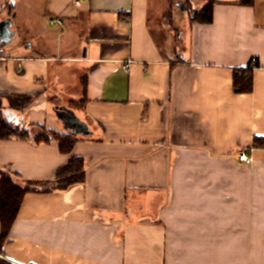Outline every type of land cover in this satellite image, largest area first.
Here are the masks:
<instances>
[{"label":"crops","instance_id":"crops-1","mask_svg":"<svg viewBox=\"0 0 264 264\" xmlns=\"http://www.w3.org/2000/svg\"><path fill=\"white\" fill-rule=\"evenodd\" d=\"M37 1L60 45L40 28L46 54L15 45L12 23L1 110L32 132H65L49 101L65 63L76 86L87 80L75 112L92 134L73 150L85 182L28 193L0 264H264V0H215L210 24L176 16L209 0ZM249 65L253 92L237 93L234 71ZM19 94L35 97L25 111L9 106ZM68 158L57 142L0 140V174L20 180H54Z\"/></svg>","mask_w":264,"mask_h":264},{"label":"trees","instance_id":"trees-1","mask_svg":"<svg viewBox=\"0 0 264 264\" xmlns=\"http://www.w3.org/2000/svg\"><path fill=\"white\" fill-rule=\"evenodd\" d=\"M241 5L253 6L254 0H238ZM215 0H209L207 4L197 11L193 16V21L203 24L212 23L213 6ZM0 10H8L11 16L15 9L10 0H0ZM1 12V11H0ZM256 66L249 65L245 68L235 69L233 86L235 92L240 94H249L253 92V69ZM82 110L87 102L86 78L82 79ZM9 106L13 110L25 111L35 100V97L28 94L9 95L7 96ZM76 112L77 109L74 108ZM81 110V111H82ZM80 111V112H81ZM79 113V112H78ZM39 129L34 135L31 130L15 125L8 120L0 107V140L11 139H31L34 143H51L57 142L59 150L62 154L69 156L68 162L57 171L54 180L51 181H35L20 180L18 175L12 173L1 172L0 174V251L8 240L9 233L19 214L23 199L28 193L39 192L48 193L55 190H68L73 186L83 184L85 182V167L82 157L73 155L76 144L81 139L80 135H75L70 131L63 133L48 129L43 125L35 126ZM255 141H260L255 139ZM264 146V143L257 144Z\"/></svg>","mask_w":264,"mask_h":264},{"label":"rangeland","instance_id":"rangeland-1","mask_svg":"<svg viewBox=\"0 0 264 264\" xmlns=\"http://www.w3.org/2000/svg\"><path fill=\"white\" fill-rule=\"evenodd\" d=\"M12 4L15 5V14L12 17L8 10H0V22L5 19H12V31L15 32V39L13 43L18 46L23 47L25 45H29L33 47L34 45L41 44L44 45V53L49 49H52L51 43L46 41V38L43 34V38L40 39L39 36L42 34L39 33V28L48 30L49 34L53 37L52 43L57 47L60 45L59 39L57 38L58 34L63 31V28L59 25H52L48 16L44 15L42 19H38V17L34 16L33 12V4H38L37 0H12ZM39 5V4H38ZM184 7L187 8L184 10ZM30 8V9H29ZM1 9V8H0ZM195 9L192 10L191 6L187 4L177 9V18L179 20H183L187 22L188 19L194 15ZM175 16V18H176ZM66 39V40H65ZM69 39V33L65 34L62 38V41L67 42ZM178 45H181L182 41L176 42ZM34 48V47H33ZM48 49V50H47ZM58 70L62 73V84H58L53 82L50 86L49 91V101L54 106H67L74 110L77 109L78 112L82 110V104H79L82 99V85L79 84L78 86L75 85L73 82L74 77L77 75L72 72L74 70L68 69L65 63H57ZM62 69V70H61ZM74 69V68H73ZM75 111V110H74ZM38 128H34L32 135L38 132ZM81 137V136H80Z\"/></svg>","mask_w":264,"mask_h":264},{"label":"water","instance_id":"water-1","mask_svg":"<svg viewBox=\"0 0 264 264\" xmlns=\"http://www.w3.org/2000/svg\"><path fill=\"white\" fill-rule=\"evenodd\" d=\"M196 13L197 11L194 14ZM11 26V19H5L0 22V45L3 42L8 43L11 41L13 37V32L10 29ZM53 111L66 131L80 136H90L92 134L89 125L73 109L67 106H55Z\"/></svg>","mask_w":264,"mask_h":264},{"label":"built area","instance_id":"built-area-1","mask_svg":"<svg viewBox=\"0 0 264 264\" xmlns=\"http://www.w3.org/2000/svg\"><path fill=\"white\" fill-rule=\"evenodd\" d=\"M77 4H79V2H77ZM52 22L55 23V21H52ZM125 69L127 71H129V63H127L125 65ZM238 159H239V161H241V162H243L245 164H251L253 162V158L247 154V150L246 149H243V150H241L239 152ZM12 264H17V263H12ZM30 264H34V263H30Z\"/></svg>","mask_w":264,"mask_h":264}]
</instances>
